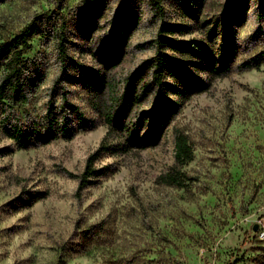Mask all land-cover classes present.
<instances>
[{
	"label": "rangeland",
	"instance_id": "rangeland-1",
	"mask_svg": "<svg viewBox=\"0 0 264 264\" xmlns=\"http://www.w3.org/2000/svg\"><path fill=\"white\" fill-rule=\"evenodd\" d=\"M161 1L158 18L148 0H0V43L34 18L40 22L24 54L32 66L27 101L10 120L19 115L27 126L44 114L61 69V37L69 56L108 68L119 91L155 55L162 21L173 30L170 40H203L219 66L227 0ZM227 27L228 71L208 77L205 64L192 61L184 73L204 89L168 92L169 124L159 133L145 125L143 147L103 153L95 162L100 174L79 193L78 176L107 130L87 92L69 87L92 128L26 148L2 132L0 105V264H264V59L257 69L237 68L264 58V0H231ZM110 46L120 56L113 69L99 59ZM155 99L148 96L137 114L154 108ZM173 128L193 149L181 168L192 178L186 188L161 179L174 165ZM123 140L119 133L109 143Z\"/></svg>",
	"mask_w": 264,
	"mask_h": 264
},
{
	"label": "trees",
	"instance_id": "trees-1",
	"mask_svg": "<svg viewBox=\"0 0 264 264\" xmlns=\"http://www.w3.org/2000/svg\"><path fill=\"white\" fill-rule=\"evenodd\" d=\"M2 1V0H1ZM155 17H162L161 0H148ZM231 9V0L224 4L221 14L226 18L220 26V37L223 41V56L219 66L210 54L203 40L191 42L173 41L166 37L173 33L170 25L162 21L159 26L158 49L155 55L139 64L134 73L125 78L121 90L118 82L109 74L108 68L95 69L77 58L69 56L61 42L58 45L60 57V72L53 80L49 92L46 110L39 122L24 125L22 118L14 114V107L27 101V86L32 66L24 54L32 49L31 38L40 31V22L34 18L27 26L12 38L0 43V105L5 113L6 125L2 132L7 138L14 140L17 148H26L38 142H48L58 137L70 139L76 133L86 131L94 126V122L81 107L69 98L70 86L79 85L87 92L89 105L100 114L107 127L106 133L98 147L87 157L85 166L78 176L77 192L90 185L100 174L95 166L96 160L103 153L126 151L127 147L137 145L143 147V127H149V132L159 133L161 127L169 124L172 110L166 107L164 98L170 91L176 95H187L202 91L205 84L189 79L184 69L194 66L192 61L204 63L208 77H219L228 71L227 64L230 55V41L227 30V17ZM224 18V19H225ZM217 23V22H216ZM213 25L208 33L215 31ZM123 27L120 24L119 28ZM167 50L171 51L168 53ZM110 51H112L111 54ZM100 60L106 65L111 60L109 69L120 62L113 46L108 50H100ZM263 56H253L240 62L237 68L242 70L257 69L263 61ZM34 71V70H33ZM37 73V71H35ZM184 73V74H183ZM170 81L172 86L167 82ZM150 95H155V107L137 114V110ZM56 98H59L57 102ZM8 111V113H6ZM121 133L124 140L117 147L109 143V138ZM193 159V149L187 135L173 128V160L172 168L161 176L164 184L176 188H186L192 178L182 171L183 165Z\"/></svg>",
	"mask_w": 264,
	"mask_h": 264
},
{
	"label": "built area",
	"instance_id": "built-area-1",
	"mask_svg": "<svg viewBox=\"0 0 264 264\" xmlns=\"http://www.w3.org/2000/svg\"><path fill=\"white\" fill-rule=\"evenodd\" d=\"M260 237L264 239V228H260Z\"/></svg>",
	"mask_w": 264,
	"mask_h": 264
},
{
	"label": "water",
	"instance_id": "water-1",
	"mask_svg": "<svg viewBox=\"0 0 264 264\" xmlns=\"http://www.w3.org/2000/svg\"><path fill=\"white\" fill-rule=\"evenodd\" d=\"M257 227H258V226H257V225H255V226L253 227V230H257Z\"/></svg>",
	"mask_w": 264,
	"mask_h": 264
}]
</instances>
